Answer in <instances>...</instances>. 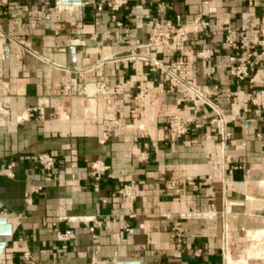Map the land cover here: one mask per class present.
I'll return each mask as SVG.
<instances>
[{
  "label": "crops",
  "instance_id": "1",
  "mask_svg": "<svg viewBox=\"0 0 264 264\" xmlns=\"http://www.w3.org/2000/svg\"><path fill=\"white\" fill-rule=\"evenodd\" d=\"M56 1L0 0V218L13 229L2 239L0 264H24L25 254L35 264H92L94 258L96 264H223L222 220L189 218L192 212H207L210 203L217 212L232 205L228 264H250L251 257L262 259L251 264H264V243L255 247L243 233L259 242L264 229V198L253 184L261 170L257 185L264 192V113L257 116L251 102L264 89V58L251 68L253 84L239 82L230 77L238 59L226 45L230 34L238 44H254L258 54L264 52V0H162L163 13L158 0H129L116 22L108 11L97 18L95 6L105 0L66 4L69 10L61 14L54 10ZM158 17H179L184 24L203 17L210 28L191 30L180 52L148 48ZM11 38H20L40 57ZM202 50L211 58L199 60ZM131 54L156 57L170 68L180 57L185 60L187 82L216 101L229 122L232 136L224 161L210 125L213 112L146 64L115 61ZM66 86H72L68 94ZM78 86L87 88L92 112ZM102 88L112 100L110 109L98 92ZM139 88L153 95L143 98L144 109L134 116ZM32 108L43 109L44 119L28 118ZM106 113L132 128L102 145ZM171 117L203 129L178 140L165 130ZM143 152L146 163L138 160ZM44 153L56 158L51 184L44 183L36 165ZM95 161L110 167L100 193L93 191L88 175ZM171 178L196 179L202 191L174 195L167 190ZM130 181L139 189L133 219L125 216L130 206L117 197ZM32 187L45 188L28 195ZM59 218H94L102 227L93 233L86 222L55 227ZM177 228L185 231L180 248L173 238ZM66 229L73 238L64 255L56 234Z\"/></svg>",
  "mask_w": 264,
  "mask_h": 264
},
{
  "label": "built area",
  "instance_id": "2",
  "mask_svg": "<svg viewBox=\"0 0 264 264\" xmlns=\"http://www.w3.org/2000/svg\"><path fill=\"white\" fill-rule=\"evenodd\" d=\"M129 4V0H105L102 4H97L95 6L96 9V16L99 18L101 14L105 11L111 15L113 21L116 22V15L127 5ZM158 6L160 13L164 12V3L162 0H158ZM55 12L61 14L65 11L69 10L67 5L62 3V0H57L55 3ZM118 27L122 25L120 23H116ZM210 28V23L203 17L196 18L191 24H184L181 18L177 17L176 19H166L163 17H158L153 20L152 30L149 34L147 47L153 49H175L177 52H180L181 48L183 47L184 42L188 39V36L193 29H202L208 30ZM10 42L18 44L20 46H24L31 55L35 57H40L39 53L32 51V49L25 45V42L20 38H11ZM226 45L229 49H231L235 57L238 59V63L236 66L230 71V77L238 80L239 82H246L250 81V84H253L251 79V68L254 65L258 64V59L260 57L264 58V52L262 54H258L254 50V44L252 47L246 48L244 43L241 42L240 44L237 41H234L230 34H228L226 39ZM197 58L199 60H208L211 58V53L208 50H202L197 53ZM115 61H119L122 63H131L140 61L146 64L152 73H163L168 77L171 81V87L173 89H184L189 94L196 98L197 102L207 106L214 114L213 119L210 122V125L217 131L219 137V149L221 159L224 161L228 151L230 149V139L231 133L229 132V122L225 117V114L222 108L218 105L216 101L211 100L207 95L200 92L197 88L193 85L189 84L186 80L187 74V64L185 60L180 57L172 68L165 66L161 61H159L156 57L147 56L143 54H131L128 56H123ZM72 86H66L63 90L64 94H68ZM77 91L81 96H85L86 104L85 108L87 112H92V108L88 107L90 105V99L87 97V88L78 86ZM99 93L104 97L105 106L107 109H110L112 106V100L106 94L105 88L99 89ZM153 95V92L149 88H139L137 95L134 99V110L132 111V115L138 116L142 110L144 109L143 105V98L146 96ZM252 105L257 109V116H261L264 113V89L260 90L255 94V96L251 100ZM89 104V105H88ZM37 117L40 120L44 119V111L41 108H32L28 111V118ZM103 132L99 138L100 144H106L111 140V136L117 132L126 131L132 126L127 125L121 122L117 114L114 113H106L103 120H102ZM139 129L144 131V127L140 126ZM203 129V125L195 123L189 124L187 122L181 121L177 117H171L170 120L167 122L165 126V130L169 131L176 139H182L189 134L191 130L200 131ZM144 138V137H143ZM147 148V146H145ZM141 163H146L149 160L148 154L143 152L139 159ZM37 169L42 173L43 180L45 184H51L55 180V165H56V158L48 153L41 154L36 159ZM15 167V164L12 163L9 165V169L12 170ZM223 169L225 171L226 166L223 164ZM234 170H242L245 171L247 174L250 173L249 170H245V168H241L238 166L233 167ZM110 167L102 162V161H95L91 164L88 175L92 181V189L96 193H100L101 191V183L104 177L109 172ZM45 187H32L28 195H39ZM138 183L136 181H130L123 186H121L117 191V197L122 198L126 201V203L130 206L128 208V212L125 214L130 219L135 218V214L133 211L132 206L138 200ZM167 190L174 195H181L186 191H192L196 193H200L202 191V186L197 182L196 179L188 178L185 181H179L175 178H171L167 185ZM103 203L106 204L107 201L103 200ZM232 214V205L225 206L223 212H217L214 203H210L208 207V211L205 213L200 212H192L189 215V218H210V219H218L220 218L223 222V233H222V245H221V254L223 259V264H228V256L231 253L230 250V233H229V226H228V216ZM116 216V215H114ZM120 217V216H116ZM123 217V215H122ZM1 219V218H0ZM91 223L92 226L90 228V232H94L96 229L102 227V222L97 219L91 220H81V218H59L58 222L54 224L55 227H59L61 223ZM255 231V230H252ZM248 231L246 232V237L249 242L252 243V240L248 238L247 235ZM57 241L62 243V252L66 255L68 251V244L72 241L73 238V231L71 229L66 230H58L56 234ZM173 238L176 241L177 247H181L182 243L185 238V231L181 228H177L174 230ZM262 240L259 242L256 241L255 243H264V236L261 237ZM254 242V241H253ZM95 258L92 259V264H96ZM24 264H35L34 260L31 258L30 255L25 254L24 256Z\"/></svg>",
  "mask_w": 264,
  "mask_h": 264
},
{
  "label": "water",
  "instance_id": "3",
  "mask_svg": "<svg viewBox=\"0 0 264 264\" xmlns=\"http://www.w3.org/2000/svg\"><path fill=\"white\" fill-rule=\"evenodd\" d=\"M82 0H62V3L64 5H77L81 4ZM12 226L7 222L5 219H0V257L2 256L5 248H6V242L2 239L8 238L12 235ZM118 264H138L134 262H120Z\"/></svg>",
  "mask_w": 264,
  "mask_h": 264
},
{
  "label": "rangeland",
  "instance_id": "4",
  "mask_svg": "<svg viewBox=\"0 0 264 264\" xmlns=\"http://www.w3.org/2000/svg\"><path fill=\"white\" fill-rule=\"evenodd\" d=\"M262 170H264V169H262ZM260 179H261V170H259L257 173H256V176L254 177V179H253V184L255 185V186H257L256 187V193H257V196L258 197H263L264 198V192H262V190L260 189V187L257 185V183L260 181ZM264 222V221H263ZM264 224V223H263ZM264 226V225H263ZM244 233V235H246V232H243ZM247 235H248V233H247ZM252 245L253 246H255V247H257V245H258V247H261L260 245H262V243H255V242H252ZM249 249V248H248ZM247 249V250H248ZM246 250V251H247ZM245 251V252H246ZM243 253V254H245L246 255V253ZM232 255V254H231ZM264 257V256H263ZM248 258V257H247ZM257 258H259V259H255V257H251V259H253L252 261H255V260H257V261H260V260H262V259H260V257H257ZM233 261H235V260H233ZM236 261H238V259H236ZM251 261V262H252ZM251 262H250V264H251Z\"/></svg>",
  "mask_w": 264,
  "mask_h": 264
},
{
  "label": "bare ground",
  "instance_id": "5",
  "mask_svg": "<svg viewBox=\"0 0 264 264\" xmlns=\"http://www.w3.org/2000/svg\"><path fill=\"white\" fill-rule=\"evenodd\" d=\"M263 177V176H262ZM260 235V237H262V236H264V229H263V233L261 234H259ZM262 240V239H261Z\"/></svg>",
  "mask_w": 264,
  "mask_h": 264
}]
</instances>
